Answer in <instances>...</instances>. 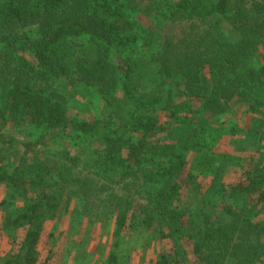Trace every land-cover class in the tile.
Instances as JSON below:
<instances>
[{"label":"trees","instance_id":"1","mask_svg":"<svg viewBox=\"0 0 264 264\" xmlns=\"http://www.w3.org/2000/svg\"><path fill=\"white\" fill-rule=\"evenodd\" d=\"M168 23L190 30L153 47ZM75 85L95 115L71 112ZM10 127L65 140L14 158ZM225 137L260 159L218 152ZM229 165L243 176L226 184ZM0 187L2 231L24 233L0 264H48L46 224L91 206L117 241L169 240L156 264H264V0H0Z\"/></svg>","mask_w":264,"mask_h":264},{"label":"rangeland","instance_id":"2","mask_svg":"<svg viewBox=\"0 0 264 264\" xmlns=\"http://www.w3.org/2000/svg\"><path fill=\"white\" fill-rule=\"evenodd\" d=\"M149 6L148 2H143L141 7L147 8ZM140 19L144 25H150L148 18L140 17ZM222 27L224 30H228L227 26L223 25ZM184 30H190L189 23L185 25L168 23L162 29L154 28L155 33L151 37L148 36L149 41H147L154 47L162 44L165 36L183 38ZM61 91L70 100L71 112L84 118L95 115L104 104V101L95 94L94 90L84 86H65L61 88ZM161 121L163 122L164 120L162 119ZM235 121L238 122V120ZM23 129L18 130L15 127H10L1 133L6 138L5 140L16 144L14 158H18L20 155L27 156V147L30 145L47 151L48 149H55L56 146L59 147L65 140L62 134L53 137L50 134L39 136L33 129ZM235 139V141L233 139V142L229 143L226 137L223 138L218 147V152L229 154L239 159L252 157L256 160L260 159L259 154L251 144L246 145L243 141L240 140L239 142L237 138ZM67 141L64 144H66L67 148H70L72 155H78L79 148L77 146V149L74 146L76 144L79 145V142L71 141L67 145ZM81 159L86 161L83 156ZM242 176L243 171L238 165H229L223 173V182L228 184L241 180ZM7 193L4 188L0 187V261L7 254H13L17 251L16 244H19L24 235V233H19L14 242L7 238L6 233L2 231L4 216L7 211L3 201L6 199ZM185 194L186 192H183L184 196ZM67 196L68 194L64 197ZM67 199L69 198L67 197ZM67 199L64 198L63 203ZM74 199H72V207L75 205ZM80 209L82 208H79L75 213L61 212L57 220L46 224L40 249L43 250V255L49 260L48 264H106L110 253L114 250L118 255L117 264H156L159 259L158 255L163 251H170L172 248V243L169 240L161 241L151 237L149 234L147 236L144 232L137 231L127 230L123 232L120 240L117 241L114 235V218L109 219L104 216L102 210L95 206H91V209L86 214H82L83 210ZM219 211L218 208L217 212L219 213Z\"/></svg>","mask_w":264,"mask_h":264}]
</instances>
